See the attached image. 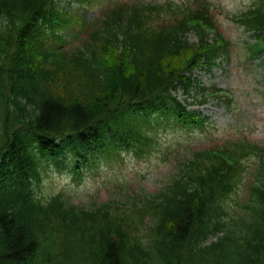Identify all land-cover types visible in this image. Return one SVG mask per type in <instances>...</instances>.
Returning a JSON list of instances; mask_svg holds the SVG:
<instances>
[{"label": "trees", "instance_id": "1", "mask_svg": "<svg viewBox=\"0 0 264 264\" xmlns=\"http://www.w3.org/2000/svg\"><path fill=\"white\" fill-rule=\"evenodd\" d=\"M215 8L116 0L79 45L50 49V32L83 17L58 0H0V264H264L263 141L182 153L156 192L126 185L74 203L37 190L59 153L80 177L81 164L146 151L145 112L199 126L171 90L228 58ZM227 19L257 39L250 58L264 57V0Z\"/></svg>", "mask_w": 264, "mask_h": 264}, {"label": "rangeland", "instance_id": "2", "mask_svg": "<svg viewBox=\"0 0 264 264\" xmlns=\"http://www.w3.org/2000/svg\"><path fill=\"white\" fill-rule=\"evenodd\" d=\"M211 1L220 8L218 12H223L219 16L221 28L224 34L230 40H233L230 47L232 72L227 73L223 72L222 68H216L212 77L210 73L203 70H196L194 74L200 77L205 85L217 82L221 87L228 88L235 95L234 108L229 113L225 104L218 103L217 100H211L206 106H202L201 110H204L207 115H212L211 121L214 124L207 133L199 135L198 139L191 142L200 143L197 147H201L203 144L217 145L226 139L247 138L257 142L263 141L264 143V64H258L259 60H250L248 44L244 41L248 35L243 32L242 28H238L237 25L228 21L226 19L228 15L225 14V12L236 13L241 11L252 0ZM179 94L182 98L186 97L182 92H179ZM195 134L193 132L184 136L168 126L160 130L164 147H171L173 142L178 139L189 140ZM207 135L211 137L207 138ZM179 154L180 152L177 153V155ZM130 158L124 167L113 171V181L131 183V186L147 189L150 192L159 190L161 182L164 183L172 164L176 160L173 159L170 163H165L161 155H153L150 158L140 160ZM65 179L63 177L62 182L57 176L50 177L46 180L43 188L46 192L52 191V193L65 190V187L69 188L71 186ZM80 188L86 189V186L82 185ZM107 198L106 195L101 197V199Z\"/></svg>", "mask_w": 264, "mask_h": 264}]
</instances>
